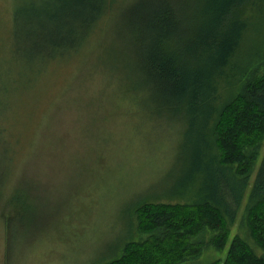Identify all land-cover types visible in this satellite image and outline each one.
Wrapping results in <instances>:
<instances>
[{"label":"trees","instance_id":"obj_1","mask_svg":"<svg viewBox=\"0 0 264 264\" xmlns=\"http://www.w3.org/2000/svg\"><path fill=\"white\" fill-rule=\"evenodd\" d=\"M32 1L17 6V59L48 64L34 68L40 74L84 54L114 14L113 61L130 78L127 93L134 105L180 127L161 185L131 208L129 229L133 225L141 240H120L119 257L98 264L196 260L202 242L194 237L205 230L213 233L211 247L227 245L222 262L206 264H264V146L255 167L264 143V56L248 73L244 66L235 68L230 100L220 104L217 98L245 44L246 11L257 0H35L33 6ZM185 196V202H150ZM23 200L17 189L8 206L21 207ZM240 209V225L263 250L261 256L237 235L228 239Z\"/></svg>","mask_w":264,"mask_h":264},{"label":"rangeland","instance_id":"obj_2","mask_svg":"<svg viewBox=\"0 0 264 264\" xmlns=\"http://www.w3.org/2000/svg\"><path fill=\"white\" fill-rule=\"evenodd\" d=\"M20 2L0 0V264L115 259L120 240L142 238L133 225L129 229L131 208L161 185L180 127L163 116L149 117L127 93L130 78L122 63L113 61L116 15L109 16L84 54L36 74L34 68L42 66L38 60L14 54ZM246 18L245 44L217 90L220 104L230 100L234 69L244 66L248 73L264 56V0L255 1ZM17 189L23 207L8 206ZM241 209L228 239L237 235L261 256L263 250L253 246L248 229L240 225ZM212 234L205 230L194 237L202 242L199 257L181 264L223 260L227 245L211 247Z\"/></svg>","mask_w":264,"mask_h":264}]
</instances>
